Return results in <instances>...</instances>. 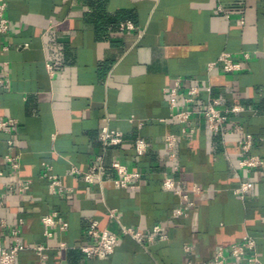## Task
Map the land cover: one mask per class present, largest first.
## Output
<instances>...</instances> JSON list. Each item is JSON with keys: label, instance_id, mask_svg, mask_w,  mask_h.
Segmentation results:
<instances>
[{"label": "crops", "instance_id": "1", "mask_svg": "<svg viewBox=\"0 0 264 264\" xmlns=\"http://www.w3.org/2000/svg\"><path fill=\"white\" fill-rule=\"evenodd\" d=\"M6 2L0 120L18 124L0 130V219L9 224L0 227V244L19 239L25 246L16 264H208L219 247L247 235L264 264V167L241 165L248 135L250 154L264 158V0ZM222 52L250 58L239 72L221 65L209 71ZM193 86L200 92L191 96ZM212 98L224 110L243 108L229 114L225 134L211 130L201 111ZM178 109L194 113L183 123ZM106 124L122 143L105 145ZM7 155L18 157V168ZM116 161L140 173L128 187L114 184ZM97 162L102 178L90 183L85 175ZM47 174L64 192L51 189ZM166 178L175 180L173 189ZM18 180H30L31 188L20 192ZM244 182L250 188L238 194ZM52 213L58 220L47 226L43 218ZM94 221L121 235L105 258L81 249L92 241L87 228ZM125 227L140 231L143 242ZM228 264L240 263L229 256Z\"/></svg>", "mask_w": 264, "mask_h": 264}, {"label": "built area", "instance_id": "2", "mask_svg": "<svg viewBox=\"0 0 264 264\" xmlns=\"http://www.w3.org/2000/svg\"><path fill=\"white\" fill-rule=\"evenodd\" d=\"M7 9L6 0H0V32L7 34L9 32V21L5 16V11ZM221 11H224L222 7L219 8ZM124 26V25H123ZM127 28H134V24L132 22H128L126 24ZM250 58L249 53H244L242 58H236L231 52H222L221 55L214 61L209 62L207 68L209 71L213 70L217 66L221 65L223 70L227 73H234L243 70V61ZM50 69L52 68L49 65ZM6 78H4L0 74V84L4 83ZM211 91V87L207 89ZM200 92L199 86H193L189 90V94L196 95ZM172 94L175 96L177 94V88L172 89ZM193 100L192 98H188V101ZM243 108L241 106H234L230 109H222L220 107V100L217 98H212L209 104L201 109L204 113L209 128L215 132H222L223 134L227 133V129L225 128V123L229 118V114L231 112L240 111ZM194 113L191 109H178L175 111V116L183 123H186L190 120L191 115ZM18 121L16 119H2L0 120V130H4L7 132H11L14 127H16ZM102 139L105 145H116L120 144L123 141L122 134L117 130L111 129L107 124L103 126ZM167 142L170 146L176 141V136L174 134H170L166 137ZM13 142L12 140L10 141ZM242 149L245 154H248L241 161V165L243 167H247L249 169H254L257 167H264V158L256 154H250V151L253 147V136L248 135L242 142ZM146 150V143L140 141L137 146V151L139 154H143ZM7 161L12 165L13 168L19 167L18 157L7 155ZM113 167L118 171L120 177L114 180V184L117 187H128L130 185V181L139 177L140 173L138 172H129L127 167L120 162H114ZM104 167L101 162H97L93 165L92 171L86 173V180L90 183L95 182L97 179L102 178ZM77 171V170H75ZM2 175V172H0ZM50 179V187L54 192H64L65 188L58 178L54 175L47 174ZM17 190L20 192L28 191L31 188L32 182L30 180H18L15 183ZM164 186L168 189H173L175 187V180L173 178H166L164 181ZM250 188V184L247 182L242 183L241 187L236 190L238 194L244 195ZM194 190L196 192H200V188L195 187ZM185 198H188V195H185ZM5 201L0 195V206H3ZM177 215L182 214V210H178L176 212ZM112 216H116L115 212L112 211ZM58 214L52 213L44 216L43 221L47 226L55 225L58 220ZM61 220V218H60ZM9 224L5 219H0V227L6 228ZM68 223H63V228H67ZM162 228L160 226L155 227V231L160 233ZM21 231L19 228L13 229V234L18 237ZM123 233L126 235H131L136 238L138 241L143 242L144 237L140 231H135L133 228L125 227L123 229ZM87 234L91 237L92 241L88 244L82 245L81 249L89 258H105L115 252L117 246L120 244L121 235L113 232L109 229L101 228L98 221L92 222L87 228ZM48 236H52L53 232L48 231ZM165 237V235H162ZM150 240H154V237H150ZM66 243H61V247L65 248ZM257 240L255 237L251 235H247L243 238V240L239 242L233 243L229 249L221 246L217 249L214 257L208 264H228V257L231 256L236 262L240 264H259L260 259L257 254ZM25 246L17 239L16 244L11 246H5L0 244V264H16L19 256V252L24 249ZM38 250L39 254L43 256V246L34 247ZM192 264V263H189Z\"/></svg>", "mask_w": 264, "mask_h": 264}]
</instances>
